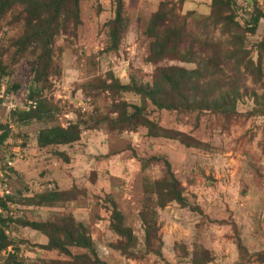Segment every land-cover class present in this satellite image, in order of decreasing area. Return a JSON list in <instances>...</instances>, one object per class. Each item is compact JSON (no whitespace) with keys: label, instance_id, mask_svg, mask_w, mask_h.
Instances as JSON below:
<instances>
[{"label":"rangeland","instance_id":"rangeland-1","mask_svg":"<svg viewBox=\"0 0 264 264\" xmlns=\"http://www.w3.org/2000/svg\"><path fill=\"white\" fill-rule=\"evenodd\" d=\"M227 1L120 0L116 22L117 0H64L56 22L35 15L47 51L21 42L36 28L25 7L0 12V264H264V19L249 31L264 0ZM160 2L181 36L152 62L145 30ZM167 67L197 70L191 102L227 96L233 109L158 108L135 92ZM38 102L40 119L11 114ZM71 124L75 141L37 145L39 130ZM172 178L182 203L164 195ZM70 220L92 248L47 249L49 225Z\"/></svg>","mask_w":264,"mask_h":264},{"label":"trees","instance_id":"trees-1","mask_svg":"<svg viewBox=\"0 0 264 264\" xmlns=\"http://www.w3.org/2000/svg\"><path fill=\"white\" fill-rule=\"evenodd\" d=\"M63 1L64 0H0V12L16 4L25 7V10H28V17L25 21L27 28L30 26L32 21L36 23L34 25L36 28L32 34L30 33L25 35L21 42L24 45H26L27 42L35 43L39 48L47 51L48 44L51 40V35H45V32L40 29L43 23H37L40 21L39 14L36 17L35 15L38 11H42L47 16V21L56 22V18ZM77 1L78 0H71V4L74 6V8L76 7ZM229 3L230 2L228 0L223 4L227 6ZM120 5V0H117V6L115 8L114 15V20L116 22H119L120 19ZM172 13L173 12L170 6L166 8V4L164 2H160L158 4L157 10L151 15L145 30L146 36L151 37L152 39L148 52V61L156 62L160 59L171 58L176 55V47L179 43L181 34L177 29L167 24L168 22L170 24L172 22ZM30 15H33L34 18L31 19ZM259 19H264V13L257 11L249 19V31L254 30ZM33 65L37 67L38 62L35 64L33 63ZM175 73H178V77L174 75ZM196 75L197 70L187 72L174 67L162 69L156 68L153 75V78L155 79L151 84V87L145 89L136 88L135 92L141 94L145 98H148L158 108L176 109L183 107L184 109L199 108L215 109L220 111H230L233 109L234 101L230 98H227V96L211 98L210 100L204 98L197 102H191L184 91L196 92L198 90L197 83L195 81L191 82L193 78L197 77ZM36 80L37 78L35 77L32 82H36ZM159 83L162 85V88L160 87ZM13 89H16V86H14ZM181 89L183 92H181L180 95H176L175 92L180 91ZM32 92L33 89L30 90L29 95ZM162 92H165V94L159 96L158 94ZM43 113L44 111L41 109L40 102H38L37 106L34 108H29L26 111H13L11 114L16 118L17 121L26 122L29 119H40V116ZM142 121L149 127L148 129L150 131H153V135H163L169 138H175L174 135L171 136L166 134L165 130L158 128L149 120L142 118ZM7 137L8 131L6 127L0 124V145L3 144ZM77 138V126L75 124H71L66 128L52 126L41 129L37 133L36 141L39 147H44L52 144L70 143L75 141ZM164 190V195L168 198V200H174L178 203H182L184 201L179 190L177 189V182L175 179H170V181L165 184ZM47 194L43 195V198H46V200L52 201L57 198L55 192ZM121 219V214L116 209H113L111 212L112 229L119 236L125 237L127 243H129L131 237L130 230L122 226ZM29 225L32 228L37 227V225L33 222L29 223ZM49 226L53 231L50 233L45 232L46 236L48 237L47 244L45 245L47 249H57L64 251L65 247L68 245L82 247L89 250L92 248V242L86 233V229L80 223H73L70 220L68 224H64L61 227L58 224H50ZM60 236H62L61 240H59ZM1 239H4V234L0 229V240ZM5 246V244H0V250ZM93 261L95 264H103L96 259Z\"/></svg>","mask_w":264,"mask_h":264},{"label":"built area","instance_id":"built-area-1","mask_svg":"<svg viewBox=\"0 0 264 264\" xmlns=\"http://www.w3.org/2000/svg\"><path fill=\"white\" fill-rule=\"evenodd\" d=\"M11 108H13L12 105H11Z\"/></svg>","mask_w":264,"mask_h":264}]
</instances>
